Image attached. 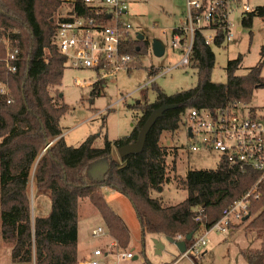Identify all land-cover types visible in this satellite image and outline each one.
Masks as SVG:
<instances>
[{
  "label": "trees",
  "instance_id": "1",
  "mask_svg": "<svg viewBox=\"0 0 264 264\" xmlns=\"http://www.w3.org/2000/svg\"><path fill=\"white\" fill-rule=\"evenodd\" d=\"M61 1L0 0V55L6 39L18 48L14 72H6L0 64V80L7 82L9 89L8 95L0 94V239L10 244L13 262L78 264L77 208L79 199L87 198L98 210L110 236L120 249H125L129 230L104 198L103 188L109 187L131 203L142 245L146 234L175 240L180 235L187 250L196 241L198 231L210 228L221 217L223 208L251 188L259 176L252 169L239 170L224 160L214 169H189L178 179V186L187 192L185 199L163 205L151 196V191L168 182L167 151L159 144L161 135L177 130L189 108L214 111L248 103L254 89L264 88V46L257 63L245 74H236L242 61L239 54L226 62V82L215 83L210 80L215 61L211 47L220 46L223 36L220 33L209 46L195 32L189 53L190 65L197 74L194 87L167 95L153 86L155 100L135 105L141 114L128 135L112 141L104 136L103 146L96 148L93 134L78 146H71L65 143L59 126V119L69 107L56 88L65 69L64 56L53 43V15ZM256 15L264 16V6L245 13L243 26L251 27ZM148 44L145 36L129 39L123 50L134 57L145 52ZM156 73L151 69L150 74ZM92 86L91 95H101L103 85ZM161 104L174 107L165 110L152 125L142 151L114 158V150L134 142L146 117ZM104 159L107 162L98 166V171L90 172ZM32 169L36 191L45 193L50 201L49 212L34 220L28 196ZM256 191L258 198L249 204L250 216L238 222L256 231L260 238L258 247L241 250L247 264H264V179ZM197 215L199 220H195Z\"/></svg>",
  "mask_w": 264,
  "mask_h": 264
},
{
  "label": "rangeland",
  "instance_id": "2",
  "mask_svg": "<svg viewBox=\"0 0 264 264\" xmlns=\"http://www.w3.org/2000/svg\"><path fill=\"white\" fill-rule=\"evenodd\" d=\"M129 2L126 22L132 32L141 33L149 44L145 52L134 55V67L130 71H120L108 77L103 85L101 95L92 96L93 75L88 70L65 68L61 83L57 90L62 94V100L68 105V110L59 119L62 136L67 145L78 146L89 135H95L93 146L100 148L104 143V136L109 140L128 135L140 116L141 111L136 108L137 103L153 102L155 90L160 88L165 94L171 95L177 91L186 90L196 85V69L190 65L174 66L184 55L179 46L171 45V29L183 23L185 19V0H127ZM248 1L250 7L264 6V0H239L232 5L229 13L230 34L229 42L220 46L213 45L214 66L210 73V80L215 83L226 82V62L242 55V61L236 74H245L254 66L260 57V49L264 46V16H254L251 27L243 26L242 12L239 4ZM63 2L55 11L53 17L63 12ZM166 29L165 34L161 31ZM152 39H158L164 46L161 56H156L151 49ZM183 45V44H182ZM183 48V46H182ZM155 69L156 74H150ZM264 76V68L262 70ZM74 78L82 83L76 84ZM153 84H152V83ZM55 87L50 89L53 95ZM245 110L252 108L256 114L264 115V88L253 90L251 100L242 104ZM105 117L102 124V118ZM183 121L173 132H163L159 144L167 151L165 163L168 172V182L162 187L151 191V196L157 198L163 205H171L185 199L187 192L178 186V179L185 176L189 169H214L218 165V155L209 149L190 151ZM113 157L118 158L114 150ZM92 171H98V166ZM161 188V189H160ZM103 195L110 208L119 215L129 230V241L125 249L118 244L111 248L107 255L99 256L101 264H241V250L243 247H257L260 238L256 231L250 230L246 224H234L224 232L215 228L206 234L205 246L198 251H187L184 254L174 243L165 236L159 235L163 248L157 251L156 243L151 234H146L143 245L140 225L129 200L118 191L104 187ZM28 196L30 200L31 219L37 215L49 212L50 201L45 193L37 192L33 182V169L29 176ZM107 228L98 210L87 199H79L77 208V248L79 254L91 255L95 247H107L108 235L94 237L92 231L97 227ZM233 229V230H232ZM202 232L198 231L196 236ZM155 236V235H154ZM113 238V237H112ZM106 249V248H105ZM117 252H131L136 258L119 259ZM103 259V260H102ZM99 261V263H100ZM104 262V263H103ZM149 262V263H148ZM0 264H22L13 262L10 258V244L0 239ZM34 264V261H32Z\"/></svg>",
  "mask_w": 264,
  "mask_h": 264
},
{
  "label": "built area",
  "instance_id": "3",
  "mask_svg": "<svg viewBox=\"0 0 264 264\" xmlns=\"http://www.w3.org/2000/svg\"><path fill=\"white\" fill-rule=\"evenodd\" d=\"M62 0L63 12L53 19L56 29L53 43L57 51L64 56V67L77 70H88L93 75L92 82L105 84L108 77L120 71H130L134 67V57L123 50L129 39L137 38L139 33L132 32L125 18L128 14L127 0ZM239 0H185V19L180 26L171 29V45L179 46L184 52L182 58L166 71L179 65H187L194 33L198 32L206 45L212 46L219 34L223 43L229 42V13L232 5ZM243 13L252 12L256 7L249 6L248 1L239 4ZM79 8V9H77ZM166 29L161 33L165 34ZM185 38L182 43L181 39ZM183 44V45H182ZM183 46V48H182ZM18 48L5 40L4 53L0 55V64L6 72L16 70ZM76 84L82 83L74 78ZM7 82L0 80V94L8 95ZM11 101L7 99V103ZM242 104L235 107L225 106L214 111L204 108H189L182 116L183 128L190 151L209 149L217 153L218 163L222 160L239 170L252 169L258 173L257 181L241 196L223 208L221 217L210 227L203 228L196 241L186 250L198 251L205 246L206 234L215 228L220 232L230 229L233 224L243 221L249 213L251 199L258 198L256 188L264 179V115L255 110L243 109ZM188 128L190 135H188ZM197 211H202L197 207ZM196 216L195 220H199ZM107 233V234H106ZM108 235L105 254L117 245L105 228L97 227L92 231L94 237ZM180 240V235L177 236ZM101 248L92 250L91 256L78 261V264H99L103 256ZM119 259L132 258L131 252H117Z\"/></svg>",
  "mask_w": 264,
  "mask_h": 264
},
{
  "label": "water",
  "instance_id": "4",
  "mask_svg": "<svg viewBox=\"0 0 264 264\" xmlns=\"http://www.w3.org/2000/svg\"><path fill=\"white\" fill-rule=\"evenodd\" d=\"M137 38L143 39L144 35L139 33L137 35ZM151 49L156 56H161L164 52V46H163L162 42L158 39H152ZM60 95H62V94H60ZM172 107H174V105H172V104H161L160 106L154 108L149 113V115L146 117L144 123L140 127L138 134H137V137H136V140L132 143L123 145V146L116 149L118 157L123 158L127 155L137 154V153L141 152L143 149L144 143H145L146 135H147L148 131L150 130V128L152 127V125L155 123V121L159 117L162 116V114L165 110L172 108ZM188 135H190V129L189 128H188ZM248 217L249 216L246 215L243 218V221L246 220ZM166 239L175 244V246L179 250V253L184 254L186 252V243L184 240H175L169 236H166ZM153 240L156 243L157 251H159V249L162 247L161 242H159L155 238ZM133 258H136V256H133Z\"/></svg>",
  "mask_w": 264,
  "mask_h": 264
},
{
  "label": "crops",
  "instance_id": "5",
  "mask_svg": "<svg viewBox=\"0 0 264 264\" xmlns=\"http://www.w3.org/2000/svg\"><path fill=\"white\" fill-rule=\"evenodd\" d=\"M125 223V222H124ZM233 230V229H232ZM109 239H111L110 237H108ZM157 239L159 242H161V240H160V238H159V235H152V239ZM77 243H78V240H77ZM162 244V243H161ZM259 246V245H258ZM257 246V247H258ZM95 248H97V247H95ZM99 248V247H98ZM103 251H104V256L106 255L105 254V251H106V247H100ZM163 248V245H162V247L159 249V251L161 250ZM249 248H255V247H249ZM249 248H247V247H243L242 248V250H244V249H249ZM92 253V252H91ZM241 255V254H240ZM91 256V255H90ZM88 254L87 255H85V257H90ZM241 257H242V263L241 264H247V262H246V260L244 259V257L241 255ZM77 258L80 260V259H83L84 258V255H82V254H79V252H78V248H77ZM103 260V259H102ZM100 261V260H99ZM104 263V262H103ZM99 264H101V261H100V263Z\"/></svg>",
  "mask_w": 264,
  "mask_h": 264
}]
</instances>
